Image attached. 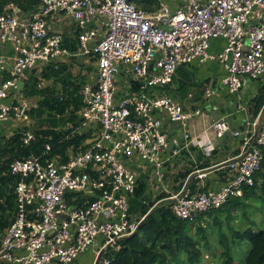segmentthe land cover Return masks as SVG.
<instances>
[{
    "label": "built area",
    "instance_id": "2783aa9c",
    "mask_svg": "<svg viewBox=\"0 0 264 264\" xmlns=\"http://www.w3.org/2000/svg\"><path fill=\"white\" fill-rule=\"evenodd\" d=\"M152 1L143 7L134 0H36L40 10L30 18L19 16L15 2L5 3L0 39L13 45L16 56L9 77L0 82V124L13 117L28 120L39 106L21 96L17 103L7 102L18 93L26 69L71 55L60 33L49 28L47 18L54 12L70 15L80 27L76 54L88 58L93 80L80 83L79 120L67 125L60 142L90 137L64 152L47 143L41 152L10 163L17 178L16 208L0 238V264H70L89 248L94 258L103 249H119V240L135 234L153 209L145 214L131 210L141 167L149 171L152 199L168 193L162 200L170 201L174 215L184 220L221 208L255 186L264 160V105L243 128L232 129L224 118L213 122L218 138L231 133L237 139L236 152L211 166L226 168L223 185L213 188L201 181L197 191L186 185L171 190L164 170L170 157L163 153L179 140L170 136L164 120L181 125L186 144L199 146L206 157L215 144L207 133L193 135L188 128L201 110L185 111L162 88L180 65L209 60L221 64L222 85L232 95H239L249 80L263 78L264 0ZM218 37L226 44L212 53L211 40ZM122 71L136 82L137 91L118 98ZM215 94L207 81L205 97ZM18 133L25 146L38 139L31 128ZM171 151L176 155L179 149ZM195 172L199 180L207 176L204 169Z\"/></svg>",
    "mask_w": 264,
    "mask_h": 264
},
{
    "label": "crops",
    "instance_id": "0c3cea01",
    "mask_svg": "<svg viewBox=\"0 0 264 264\" xmlns=\"http://www.w3.org/2000/svg\"><path fill=\"white\" fill-rule=\"evenodd\" d=\"M40 10L39 4L26 10L19 9L18 13L21 18H30L33 14ZM48 17V25L52 31L60 33L63 41V46L71 52V55H66L58 60L48 64L38 62L37 65L24 71L22 76L21 86L15 96H10L7 102L17 103L19 97H26L29 100H37L39 102L41 96L38 94L30 95L25 92L26 83L31 78L38 79L37 87L44 89L46 87H55L58 94H63V82H55L53 78H45L43 71L48 65H60L70 75L69 82L75 83L80 87V83L93 80L91 72V63L87 57L77 55L78 50V35L80 27L74 18L61 11L54 12ZM77 44V49L72 50ZM226 41L222 37L211 40L210 51L217 53L223 50ZM16 56V51L13 45L9 42H3L0 39V82L4 78L9 77L8 69L12 65ZM27 70V69H26ZM223 70L218 61H207L203 64L192 62L189 64L180 65L173 77L172 82L162 88L163 92L169 93L178 100L184 107L185 111L192 112L200 109L199 114H195L188 123V128L193 135L207 133L208 137L214 142L215 149L211 156L206 157L199 146L187 145L184 139V128L177 123H170L166 119L165 127L169 131L171 137H177L179 144L171 143L169 150L163 153L164 158H169L165 166V182L172 191H177L180 188L191 187L194 182L197 185L203 181L208 187L218 188L223 185L227 178V170L223 167H211L214 164L222 163L224 160L236 152L237 139L231 133H227L224 137L218 138L212 129V124L217 119H226L232 129L243 128L248 118L255 116V107L253 99L259 94L261 88L264 87V77L258 80H249L241 90L239 95H232L222 85ZM207 81L211 82L216 89V94L210 99L204 95V87ZM118 98H123L126 91H137L136 82L128 75L127 71H122L118 76ZM16 97V98H15ZM154 114L165 117L161 111H154ZM29 119L22 120L13 117L0 124V134L7 138L19 130L31 128L38 138H54L61 135L64 137L67 133V125H75L79 120L78 112L76 120L69 117V112L65 115L53 113L48 109L43 108L40 103L37 108L31 109ZM90 137V134H87ZM171 148L179 149L178 154L172 155ZM140 168V174L137 179L136 193L146 190V194H152L149 189V171ZM204 169L207 176L204 180L195 178L196 170ZM151 175V172H150ZM184 175V177H183ZM146 187V188H145ZM135 193V195H136ZM134 195V196H135ZM94 254V252H92ZM95 256V255H94ZM78 259V258H77ZM75 259L70 264H75L78 260ZM10 264V263H6ZM53 264H59L54 262Z\"/></svg>",
    "mask_w": 264,
    "mask_h": 264
},
{
    "label": "trees",
    "instance_id": "16d2710c",
    "mask_svg": "<svg viewBox=\"0 0 264 264\" xmlns=\"http://www.w3.org/2000/svg\"><path fill=\"white\" fill-rule=\"evenodd\" d=\"M10 1L15 2L21 10L32 8L38 4L36 0H0V14L5 3ZM134 1L143 7L155 3L152 0ZM76 49L77 44L72 47V50ZM69 75L60 65H48L43 71V76L53 78L55 82L62 81L63 94H58L54 86L39 89L36 78H31L26 83L25 92L30 95H40L39 103L43 108L61 115L69 112L70 119L76 120L75 113L81 109L83 102L79 93L80 87L69 82ZM252 102L255 112L258 113L264 105V87L260 89L259 94ZM87 138L86 134H82L60 142L61 135L51 139L40 137L25 146L22 144L18 132L9 138L0 134V238L6 228L10 226L16 208L14 190L17 178L10 173V163L14 159L41 152L47 143H52L56 149L64 152L69 146H78ZM190 188L192 191L199 190L197 182H194ZM146 190L141 194L136 193L131 198V210H141L145 214L153 207L152 211L140 224L135 234L120 239L119 249L106 252L98 264H105V259L110 261L109 264H185V261H188V264H199L203 256V248H213V245L208 241L207 230H210V226L202 222L205 217L212 219L215 229H220L218 234L222 246V261L219 264H264V227L259 230L253 228L234 229L231 233V240H229L226 231L221 230L223 227L222 215L226 212L230 214L232 207L246 206L244 198L250 199L258 196L257 198L264 199V160L261 170L256 175L255 186L245 188L242 197H234L221 208L212 209L193 219L184 220L174 215L171 210V202L162 200L169 196L168 193L163 192L158 194L156 199H152V195H147ZM259 190L261 194L257 195ZM144 200H147L148 203L144 204ZM215 229L212 228L214 231ZM237 240H245L250 245L247 253L245 252V257L238 260L233 255L234 245L231 243L236 244Z\"/></svg>",
    "mask_w": 264,
    "mask_h": 264
},
{
    "label": "rangeland",
    "instance_id": "374dc122",
    "mask_svg": "<svg viewBox=\"0 0 264 264\" xmlns=\"http://www.w3.org/2000/svg\"><path fill=\"white\" fill-rule=\"evenodd\" d=\"M156 3V2H155ZM261 191H257V195H260ZM244 198V202L246 206L242 207H232L230 214L228 212L222 215V225L221 230L226 231L229 240H231V233L234 229L244 230L246 228H253L254 230H259L264 227V199L262 198ZM206 216V215H205ZM209 221L207 222V220ZM203 223L209 225L208 233V241L209 244L213 245V248L207 249L203 248V256L201 257L199 264H219L222 261L221 251L222 246L219 242V234L220 229L212 225V219L205 217L202 220ZM212 228L215 229L212 230ZM234 246L232 249L234 257L238 260L244 258L246 255V251L249 250L250 245L247 241L242 240L236 242H231ZM246 252V253H245ZM94 254L92 250L87 249L84 253L80 254L78 257V261L75 264H92L95 261ZM188 264V261L184 262Z\"/></svg>",
    "mask_w": 264,
    "mask_h": 264
},
{
    "label": "water",
    "instance_id": "95a60500",
    "mask_svg": "<svg viewBox=\"0 0 264 264\" xmlns=\"http://www.w3.org/2000/svg\"><path fill=\"white\" fill-rule=\"evenodd\" d=\"M27 71H28V69L25 70V73H27ZM21 84H22V82L19 83V86H21ZM104 253H105V250H104V249L101 250V251L98 253V255L96 256V259H95V261H94V264H98V263H99V261L101 260L102 256L104 255Z\"/></svg>",
    "mask_w": 264,
    "mask_h": 264
}]
</instances>
